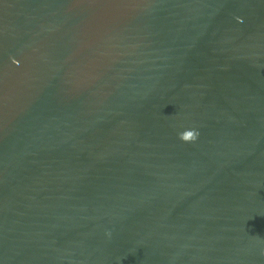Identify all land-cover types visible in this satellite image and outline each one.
Returning <instances> with one entry per match:
<instances>
[{
    "label": "water",
    "instance_id": "water-1",
    "mask_svg": "<svg viewBox=\"0 0 264 264\" xmlns=\"http://www.w3.org/2000/svg\"><path fill=\"white\" fill-rule=\"evenodd\" d=\"M0 264H264V0H0Z\"/></svg>",
    "mask_w": 264,
    "mask_h": 264
},
{
    "label": "clouds",
    "instance_id": "clouds-1",
    "mask_svg": "<svg viewBox=\"0 0 264 264\" xmlns=\"http://www.w3.org/2000/svg\"><path fill=\"white\" fill-rule=\"evenodd\" d=\"M198 135L199 133L196 130H186L180 133L179 138L184 142H192L197 139Z\"/></svg>",
    "mask_w": 264,
    "mask_h": 264
}]
</instances>
